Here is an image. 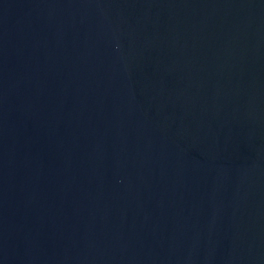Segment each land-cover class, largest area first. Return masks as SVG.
<instances>
[{
  "label": "water",
  "instance_id": "1",
  "mask_svg": "<svg viewBox=\"0 0 264 264\" xmlns=\"http://www.w3.org/2000/svg\"><path fill=\"white\" fill-rule=\"evenodd\" d=\"M0 264H264V0H0Z\"/></svg>",
  "mask_w": 264,
  "mask_h": 264
}]
</instances>
